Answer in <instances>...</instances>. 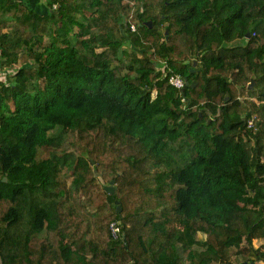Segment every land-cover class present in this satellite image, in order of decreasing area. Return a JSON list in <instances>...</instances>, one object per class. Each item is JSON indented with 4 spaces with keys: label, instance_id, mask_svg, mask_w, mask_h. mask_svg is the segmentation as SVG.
Instances as JSON below:
<instances>
[{
    "label": "trees",
    "instance_id": "16d2710c",
    "mask_svg": "<svg viewBox=\"0 0 264 264\" xmlns=\"http://www.w3.org/2000/svg\"><path fill=\"white\" fill-rule=\"evenodd\" d=\"M46 4L0 0V264H264V0Z\"/></svg>",
    "mask_w": 264,
    "mask_h": 264
},
{
    "label": "built area",
    "instance_id": "2783aa9c",
    "mask_svg": "<svg viewBox=\"0 0 264 264\" xmlns=\"http://www.w3.org/2000/svg\"><path fill=\"white\" fill-rule=\"evenodd\" d=\"M56 7H57V5L54 4V8H56ZM129 21H130L131 29L132 30H136V24L132 20V17H130ZM169 82L174 87H176L177 89H180V90H182L185 87V85H186L185 79L183 78V76H181L178 73H172L171 76L169 77ZM253 119L254 118H251V119L248 120L249 127L253 126V124H254V120ZM110 228H111L112 236L114 238H117L119 236L120 231H121L119 223L117 221L111 222Z\"/></svg>",
    "mask_w": 264,
    "mask_h": 264
},
{
    "label": "rangeland",
    "instance_id": "374dc122",
    "mask_svg": "<svg viewBox=\"0 0 264 264\" xmlns=\"http://www.w3.org/2000/svg\"><path fill=\"white\" fill-rule=\"evenodd\" d=\"M43 3H46V1L44 2L43 1ZM242 42H244V40H237V41H235L233 44H239V43H242ZM20 64L21 63H18L17 65L18 66H20ZM23 64V63H22ZM196 64H197V62H196ZM159 68H160V65H159ZM5 71V70H4ZM7 72H9V70H6ZM10 72H13V71H10ZM9 72V73H10ZM2 73V72H1ZM4 75H6V73L4 72L3 73ZM154 95L156 94V92L154 91V93H153ZM254 246L255 247H260L261 249H263L264 250V238H257V239H255L254 240ZM242 252V253H240V254H238V252ZM237 252V253H236ZM234 253H235V255H234V261H233V263L234 264H240L241 262H244L245 264H250L249 262H248V257H249V247H248V244L246 243V242H243L241 245H240V247H235V249H234ZM243 255H244V257H243ZM245 258H247V259H245ZM242 264V263H241Z\"/></svg>",
    "mask_w": 264,
    "mask_h": 264
},
{
    "label": "water",
    "instance_id": "95a60500",
    "mask_svg": "<svg viewBox=\"0 0 264 264\" xmlns=\"http://www.w3.org/2000/svg\"><path fill=\"white\" fill-rule=\"evenodd\" d=\"M149 25L152 26V21L150 20L149 22ZM247 37L249 38L250 37V32L247 33ZM195 64H196V61H195ZM188 82H186L187 84ZM254 85H255V79L254 77L252 78L251 80V83L249 85V88L252 89L254 88ZM103 187H104V190L110 194H114L115 193V190H116V186L114 184V181H111L110 183H103ZM118 209L120 210L121 209V206L118 205Z\"/></svg>",
    "mask_w": 264,
    "mask_h": 264
},
{
    "label": "crops",
    "instance_id": "0c3cea01",
    "mask_svg": "<svg viewBox=\"0 0 264 264\" xmlns=\"http://www.w3.org/2000/svg\"><path fill=\"white\" fill-rule=\"evenodd\" d=\"M43 1H46L47 3V0H27V2L31 4V6H33L36 11L39 12H45L48 9L47 4L43 3Z\"/></svg>",
    "mask_w": 264,
    "mask_h": 264
}]
</instances>
